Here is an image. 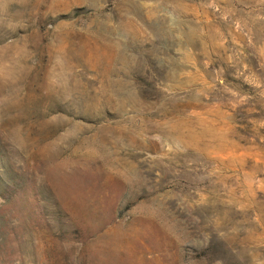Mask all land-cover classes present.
<instances>
[{
    "label": "rangeland",
    "instance_id": "obj_1",
    "mask_svg": "<svg viewBox=\"0 0 264 264\" xmlns=\"http://www.w3.org/2000/svg\"><path fill=\"white\" fill-rule=\"evenodd\" d=\"M0 264H264V0H0Z\"/></svg>",
    "mask_w": 264,
    "mask_h": 264
}]
</instances>
